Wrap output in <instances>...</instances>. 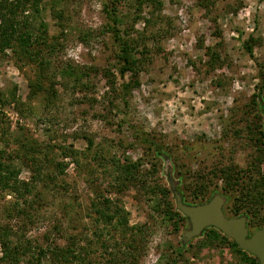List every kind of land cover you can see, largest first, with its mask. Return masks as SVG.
<instances>
[{
	"label": "rangeland",
	"instance_id": "1",
	"mask_svg": "<svg viewBox=\"0 0 264 264\" xmlns=\"http://www.w3.org/2000/svg\"><path fill=\"white\" fill-rule=\"evenodd\" d=\"M53 1L42 0L33 21L47 24L46 42L39 46L44 64L10 48L0 53V99L9 100L0 108V127L8 129L0 147L38 196L28 219L11 211L13 194L0 192V231L10 229L14 237L33 244L65 247L75 242L92 263L126 264L122 261L131 255L127 236L94 222L91 203L100 204L99 196H106L127 212L129 225L146 229L137 243L142 250L127 264H251L254 255L233 251L220 231L210 237V229H204L184 240L189 221L170 219L165 206L177 210L175 192L190 204L218 194L225 199L227 216H233L228 208L239 206L250 233L264 226V205L243 208L235 191L243 185L230 188L219 177L226 167L246 169L257 154L253 138L240 130L264 124V0H203V5L162 0L153 37L142 35L148 30L142 17L151 10L147 0H140V7L138 0H107L123 24L139 15L133 35L147 37L139 85L125 98L116 92L129 76L111 67L113 43L104 32L103 0H62L61 21L54 17ZM250 39L251 55L244 48ZM208 47L220 57L214 66ZM107 68L114 74L115 92ZM42 74L45 86L54 82L52 101H46L48 88L30 92ZM133 125L156 144L136 141ZM126 161L139 162L141 174L118 192L117 165ZM259 169L264 173V159ZM16 264H29L28 256Z\"/></svg>",
	"mask_w": 264,
	"mask_h": 264
},
{
	"label": "trees",
	"instance_id": "2",
	"mask_svg": "<svg viewBox=\"0 0 264 264\" xmlns=\"http://www.w3.org/2000/svg\"><path fill=\"white\" fill-rule=\"evenodd\" d=\"M42 0H0V53L4 52L6 49H13L16 53L25 54L31 60L36 62V64H44L42 54L40 53V45L46 42L47 35V24L40 22L37 26L34 25L33 21L37 14L42 10ZM200 3L203 0H198ZM62 0L53 1V13L54 17L58 21L63 19V10L60 7ZM143 1L138 0L137 6H141ZM147 4L151 7L148 16H144V26L148 30L142 34L149 36H155L158 32L156 26L161 22L160 10L162 8V0H147ZM113 5V3H111ZM203 5V4H202ZM115 6V5H114ZM56 7H60L61 10ZM103 8L106 14V21L104 23V32L108 34L111 42L113 43V59L114 63L111 67H115L119 72L121 77L128 75V80L122 82V86L119 88V94L122 98L129 95L131 90L139 85L138 72L143 68L144 55L146 50H148L147 37L133 35L134 21H136L139 15H134L131 19V24H123L122 19L115 13V7L109 6L107 0H103ZM147 34V35H148ZM254 42L252 39L244 43V48L246 52L252 54V44ZM55 44L52 45L51 51H54ZM211 48H207V54L209 56L210 65L214 66L216 62L220 59L219 54L216 52H210ZM43 68V67H42ZM63 74L71 75L70 70H62ZM106 78L109 83L110 88L115 92L119 90L115 88V77L111 72L110 68L104 70ZM43 77L38 79L33 85H30L31 94L37 93L41 90H46L48 92V97L46 101H52L56 97V91L54 90V82L49 83L48 86L44 85L46 76L42 74ZM45 76V77H44ZM53 76L49 75V78ZM50 86V87H49ZM13 96L10 98L13 102L16 101ZM31 95H29L30 97ZM117 97V96H116ZM7 99H0V108L8 102ZM254 100L250 101V105L254 104ZM112 104V103H111ZM0 109V124L3 122L1 119L2 111ZM262 110L264 111V104L262 105ZM1 126V125H0ZM245 129L240 131H246L253 138L256 144V156L254 159L246 166V169L237 171L233 167H226L219 171V177L224 180L225 185L232 187L233 185H243L235 189L238 192L236 197L237 204L242 203V206H248V208L256 205L257 208L264 205V173H261L259 166L264 159V124L263 128L260 123L246 124ZM132 136H134L136 141H144L149 145H155L154 139L148 138L141 129H137L134 125L131 127ZM8 131V129H6ZM4 127H0V142L7 133ZM238 131V132H240ZM91 144V140H88V145ZM22 146L25 147V143L22 142ZM30 149L33 150V146L30 145ZM262 154V156H261ZM263 158V159H262ZM127 162V161H126ZM139 162H127L120 163L117 165V177H116V190L122 192L127 189L128 184L132 183V179L138 181L139 174L141 171ZM21 168L18 163H14V159H6V151L0 147V192H9L14 196V202L11 211H17L18 214H24L25 217L30 219L28 216L29 208H33L35 200L38 199L36 196L37 192L34 191L33 183L24 181L20 178ZM132 178V179H131ZM245 186V187H244ZM155 188L150 189L149 192H155ZM163 195L167 193L165 188L158 189ZM116 191V192H117ZM148 192V193H149ZM182 199L183 196L180 193ZM197 196V195H196ZM212 197V196H211ZM211 197L209 199H211ZM101 202L97 204L92 202L91 206L96 214L94 217V222L104 223L105 225H112L115 230L121 229L122 238L127 236L129 242L125 245L131 249L130 256H137L140 246L137 245L141 243L144 232L146 229L143 225H129L128 214L122 208L116 204H113L112 199L106 196H99ZM208 199V200H209ZM207 200V201H208ZM227 200V198H226ZM248 204V205H247ZM113 206V207H112ZM227 210L233 214V216L245 215L240 213V208L238 205ZM159 208V207H156ZM256 208V209H257ZM258 211L256 210V213ZM225 213V212H224ZM165 215L170 219L176 218V221H182L186 219L189 221L188 217L181 215L179 211L171 209L169 203L166 202ZM177 223L175 224V228ZM205 229L209 230V236L215 237L218 235L219 230L214 227H207ZM10 229L4 228L0 231V245L2 248V255L0 256V264H16L19 260L28 256L29 264H42L47 261L48 264H98L92 263L88 256L87 250L83 246H75V242H71L65 247H60L53 244L41 245L33 244L31 241L25 240L26 238L20 237L19 235L14 237ZM220 239L229 240V247L238 254H247L249 252L242 250L238 245L226 235L221 236ZM14 241V243H13ZM37 243V242H36ZM142 250V247L140 248ZM247 252V253H245ZM111 257L117 256L115 252L110 253ZM129 255L126 256V260L122 263L127 264V260L130 259ZM251 264H258V258L256 256L250 259Z\"/></svg>",
	"mask_w": 264,
	"mask_h": 264
},
{
	"label": "water",
	"instance_id": "3",
	"mask_svg": "<svg viewBox=\"0 0 264 264\" xmlns=\"http://www.w3.org/2000/svg\"><path fill=\"white\" fill-rule=\"evenodd\" d=\"M174 197L177 210L188 217L190 223L189 229L184 232V240L200 235L207 227H214L232 239L240 249L256 256L258 264H264V226L250 233L245 215H225L222 207L224 198L218 194L196 204L186 203L177 192Z\"/></svg>",
	"mask_w": 264,
	"mask_h": 264
},
{
	"label": "flooded vegetation",
	"instance_id": "4",
	"mask_svg": "<svg viewBox=\"0 0 264 264\" xmlns=\"http://www.w3.org/2000/svg\"><path fill=\"white\" fill-rule=\"evenodd\" d=\"M224 203H225V199H224ZM224 203H223V205H224ZM223 207V206H222ZM224 210V209H223ZM226 215V214H225ZM227 216V215H226Z\"/></svg>",
	"mask_w": 264,
	"mask_h": 264
}]
</instances>
